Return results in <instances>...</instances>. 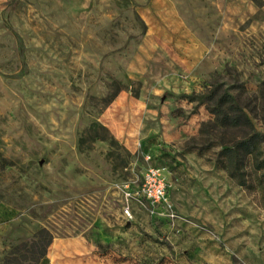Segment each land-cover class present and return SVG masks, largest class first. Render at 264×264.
I'll return each mask as SVG.
<instances>
[{
    "label": "rangeland",
    "instance_id": "rangeland-1",
    "mask_svg": "<svg viewBox=\"0 0 264 264\" xmlns=\"http://www.w3.org/2000/svg\"><path fill=\"white\" fill-rule=\"evenodd\" d=\"M226 93L252 127H215ZM252 132L264 0H0V264H264V171L222 159Z\"/></svg>",
    "mask_w": 264,
    "mask_h": 264
},
{
    "label": "trees",
    "instance_id": "trees-1",
    "mask_svg": "<svg viewBox=\"0 0 264 264\" xmlns=\"http://www.w3.org/2000/svg\"><path fill=\"white\" fill-rule=\"evenodd\" d=\"M116 92L114 96L121 90V87L115 83ZM137 95V94H136ZM231 94H224L214 106L212 113L214 114V122L216 128L226 130H239L252 127L250 117L244 108L238 104ZM102 128H104L102 126ZM106 129V128H104ZM115 141V140H113ZM264 134L252 132L245 138L234 142L231 146H225L222 149L223 167L233 176L240 177L242 180L243 168L250 161H257V169L264 171ZM51 237H48V243ZM48 262L47 258L44 264Z\"/></svg>",
    "mask_w": 264,
    "mask_h": 264
},
{
    "label": "built area",
    "instance_id": "built-area-1",
    "mask_svg": "<svg viewBox=\"0 0 264 264\" xmlns=\"http://www.w3.org/2000/svg\"><path fill=\"white\" fill-rule=\"evenodd\" d=\"M171 188L172 185L165 170L161 167L150 166L144 172L134 196L142 203L147 202L154 207L165 209L168 214L174 217V207L170 197ZM127 213L129 214V212Z\"/></svg>",
    "mask_w": 264,
    "mask_h": 264
}]
</instances>
